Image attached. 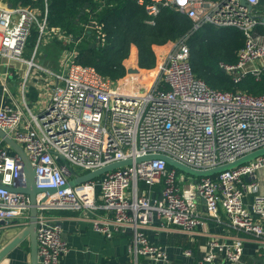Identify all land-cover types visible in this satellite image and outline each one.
Returning <instances> with one entry per match:
<instances>
[{"label":"built area","instance_id":"obj_1","mask_svg":"<svg viewBox=\"0 0 264 264\" xmlns=\"http://www.w3.org/2000/svg\"><path fill=\"white\" fill-rule=\"evenodd\" d=\"M160 6L187 14L192 29L177 39L153 47L156 64L139 68L136 62L123 80L103 77L94 66L74 60L64 49L60 67L50 71L53 89L43 111L34 113L13 102L0 106V128L26 152L39 188H54L45 200L37 195L38 264H61L69 249L53 210L88 209L92 227L107 239L131 234L128 252L135 264H169L167 245L152 241L149 225L192 238L204 218L220 224L222 215L232 232L211 234L201 261L246 264L247 242L252 257L264 264V154L210 176H193L164 159H134L165 154L193 169L233 162L264 147V94L251 95L213 89L192 71L188 37L204 24L236 27L245 42L233 64L219 66L234 83L264 74V6L260 0H157ZM44 11L29 6H0V56L27 62L23 52L31 29L47 30ZM148 22L154 23L152 19ZM98 30L100 27H97ZM50 31L59 33L54 27ZM35 51H33V55ZM126 80V84H122ZM122 82V83H121ZM133 159L131 164L68 186L71 178L108 163ZM73 166L80 167L81 173ZM0 183H24L20 157L0 138ZM160 185V192L153 186ZM30 197L0 187V226L29 218ZM205 208V211L202 210ZM107 214L99 215L98 210ZM221 237V239H219ZM227 237V238H226ZM184 256H192L186 248Z\"/></svg>","mask_w":264,"mask_h":264},{"label":"trees","instance_id":"obj_2","mask_svg":"<svg viewBox=\"0 0 264 264\" xmlns=\"http://www.w3.org/2000/svg\"><path fill=\"white\" fill-rule=\"evenodd\" d=\"M11 1L14 5L33 7L40 12L44 11L46 4L47 30L57 27L62 35L68 36L64 49L74 50V60L79 64L92 65L103 77L115 81L123 80L127 75L133 48L136 49L138 67L151 68L156 64L153 47L177 39L193 26L187 14L172 7L160 6L157 14L149 13V6H159L157 0ZM260 5L264 6V0H260ZM149 19L154 23L148 22ZM38 35V28L33 27L26 46L32 49ZM244 42L243 33L236 27L201 25L187 41L193 74L216 90L234 91L239 88L251 95L264 94V74L260 79L249 76L234 83L219 66L220 62L235 63L237 52ZM153 188L160 192V185ZM202 241L194 240L189 246L185 238L183 249L190 248L197 260L202 256L199 251ZM171 262L184 264L177 257H171Z\"/></svg>","mask_w":264,"mask_h":264},{"label":"crops","instance_id":"obj_3","mask_svg":"<svg viewBox=\"0 0 264 264\" xmlns=\"http://www.w3.org/2000/svg\"><path fill=\"white\" fill-rule=\"evenodd\" d=\"M0 6L15 5L11 0H0ZM44 35L47 39L40 52L38 49L41 39L32 49L26 46L23 52V57L32 59L33 65L0 56V106L3 102H13L24 107L26 103L31 110L37 108V114H39L47 105L54 81L50 71L60 67L59 56L65 48L68 36L62 35L60 31L59 33L52 32L50 29L46 30ZM133 49L136 54V49ZM33 51H35L34 55ZM202 210L205 211V208L202 207ZM51 212L61 224L63 238L69 246L68 251L61 258V264H135L128 252L131 237L129 232L115 234L107 239L103 233L92 227L90 217L94 215V211L91 209L53 210ZM97 213L107 214L101 209ZM222 220L220 224H217L210 218H204L196 227L192 238L189 239V236L184 233L159 229L154 219L149 225L148 236L152 241L166 244L170 257L180 258L184 264H209L201 261L202 256L197 260L193 256H184L183 246L185 245L182 242L186 238L187 244L191 246L194 240H203L199 245V251L203 254L207 237L215 234L225 238V235L232 232L225 223L224 215H222ZM27 224L26 218H19L13 219L10 225L0 226V250L9 244ZM251 252L252 245L247 242L242 260L247 261L246 264H257ZM137 262L146 264L142 256L137 257ZM169 262V264H176L171 262V258ZM0 264H31L29 236H25L18 244L10 248L0 259Z\"/></svg>","mask_w":264,"mask_h":264},{"label":"water","instance_id":"obj_4","mask_svg":"<svg viewBox=\"0 0 264 264\" xmlns=\"http://www.w3.org/2000/svg\"><path fill=\"white\" fill-rule=\"evenodd\" d=\"M264 19V17L262 18ZM137 68H128V72H137ZM0 138L2 141L21 159L22 164V175L24 176V183L18 185L16 187H10L7 185H3L0 183V187H5L6 189L13 192H21L26 193L30 197V207H29V218L27 226L4 248L0 250V259L6 254V252L18 244L25 236H29L30 238V251H31V264H38V256H37V240H36V229H37V195L44 191L45 195L40 200L43 201L46 197L54 192V188H39L35 182V171L28 159V156L24 149L19 145L9 134H7L2 128H0ZM264 154V147L257 148L255 151L244 154L238 157L233 162H227L223 164H219L216 167H212L209 169H193L184 163H180L179 161L171 158L168 155L161 154H147L143 157H137L134 160L136 162L144 161V159H154L161 158L166 161V163L180 171H185L193 176H210L218 174L221 171L232 169L237 167V165L246 163L252 159H254L258 155ZM133 159L127 158L126 160H120L108 163L107 165L97 168L95 170H90L87 173L79 175L77 177L71 178L68 181L67 185L71 186L76 183L89 180L90 178H95L97 176L106 173L109 169H115L119 167L126 166L127 164H131Z\"/></svg>","mask_w":264,"mask_h":264},{"label":"rangeland","instance_id":"obj_5","mask_svg":"<svg viewBox=\"0 0 264 264\" xmlns=\"http://www.w3.org/2000/svg\"><path fill=\"white\" fill-rule=\"evenodd\" d=\"M46 39H47V37L45 35H43L42 38H41V44H40V47L38 49V52H40V50L42 49V45L46 43V41H45ZM133 50L134 49H132L131 55H130L129 60H128L129 68H131L132 64H134L136 62L135 53H134ZM64 54H65L64 52L60 53V56H59L60 64L62 62L61 59L63 58ZM122 84L123 85L126 84V80H124ZM31 107H33V106H31ZM32 111L34 113H37V108H32ZM73 169H74L75 172H79V173H81V171H82V169L80 167H77V166H73ZM255 260L262 261L261 257H258V258L255 257Z\"/></svg>","mask_w":264,"mask_h":264}]
</instances>
